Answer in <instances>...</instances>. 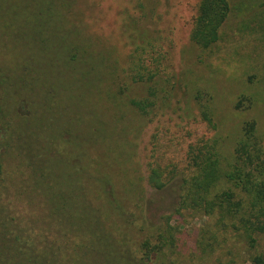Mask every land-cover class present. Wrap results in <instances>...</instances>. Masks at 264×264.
I'll return each mask as SVG.
<instances>
[{"label":"rangeland","instance_id":"1","mask_svg":"<svg viewBox=\"0 0 264 264\" xmlns=\"http://www.w3.org/2000/svg\"><path fill=\"white\" fill-rule=\"evenodd\" d=\"M198 1L0 0L2 216L63 223L79 239H135L172 214L187 264H217L193 255L206 219L175 208L191 143L216 137L224 166L254 121L264 148V0H228L220 40L204 53L189 40ZM36 8L60 12L52 34L31 27ZM153 44L160 73L135 84L130 55ZM239 97L250 103L236 108ZM131 100L152 105L143 114ZM154 135L178 166L160 190L147 185Z\"/></svg>","mask_w":264,"mask_h":264},{"label":"trees","instance_id":"2","mask_svg":"<svg viewBox=\"0 0 264 264\" xmlns=\"http://www.w3.org/2000/svg\"><path fill=\"white\" fill-rule=\"evenodd\" d=\"M46 10L44 14L40 8L34 10L31 27L35 31L49 32L47 25L55 27L60 22L58 9L57 12L51 8ZM230 12L228 0H199L189 33L190 43L202 53L211 50L220 40V29ZM155 47L153 44L149 52L143 47L131 53L133 83L155 82L160 73V64L152 57ZM73 52L72 58L80 55L77 50ZM148 60L153 63L152 68ZM149 92L151 96L155 94L152 88ZM243 102L249 104L250 100L239 97L235 107ZM130 104L143 114L152 105L135 100ZM211 116L210 111L202 110V120L214 129ZM151 143L147 185L160 190L176 176L178 166L166 158V151L171 147L168 143L156 139L155 135ZM45 156V164L49 169L54 168L57 160ZM220 157L216 137L198 139L188 146L185 161L189 174L182 177L175 213L182 215V211H189L206 219L194 242L193 255L197 254L198 261L213 259L217 264H239L244 253L248 257L242 264H264V248L258 243L264 237V148L256 123L242 124L231 160L224 166ZM1 169L0 165V175ZM3 216L0 210V221L11 225L0 224V264H187L190 260L179 250V227L172 224V214L163 216L157 229L135 239L128 235L79 239L63 223L35 221L30 216L20 222L13 216Z\"/></svg>","mask_w":264,"mask_h":264}]
</instances>
